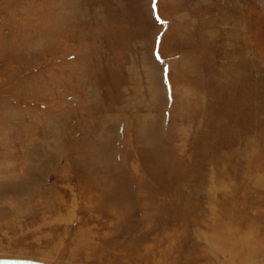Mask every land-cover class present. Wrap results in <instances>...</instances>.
Here are the masks:
<instances>
[{
	"label": "rangeland",
	"instance_id": "374dc122",
	"mask_svg": "<svg viewBox=\"0 0 264 264\" xmlns=\"http://www.w3.org/2000/svg\"><path fill=\"white\" fill-rule=\"evenodd\" d=\"M0 260L264 264V0H0Z\"/></svg>",
	"mask_w": 264,
	"mask_h": 264
},
{
	"label": "bare ground",
	"instance_id": "6f19581e",
	"mask_svg": "<svg viewBox=\"0 0 264 264\" xmlns=\"http://www.w3.org/2000/svg\"><path fill=\"white\" fill-rule=\"evenodd\" d=\"M255 248V247H254ZM256 250H257V248H256ZM226 252V251H225ZM229 252V251H228ZM232 253V252H231ZM234 257V256H233ZM0 264H21V263H19V262H9V261H1L0 260ZM23 264V263H22Z\"/></svg>",
	"mask_w": 264,
	"mask_h": 264
},
{
	"label": "crops",
	"instance_id": "0c3cea01",
	"mask_svg": "<svg viewBox=\"0 0 264 264\" xmlns=\"http://www.w3.org/2000/svg\"><path fill=\"white\" fill-rule=\"evenodd\" d=\"M159 48H160V51H161V45L159 44ZM155 56V55H154ZM170 59H171V57H169ZM169 85H171V84H169Z\"/></svg>",
	"mask_w": 264,
	"mask_h": 264
}]
</instances>
